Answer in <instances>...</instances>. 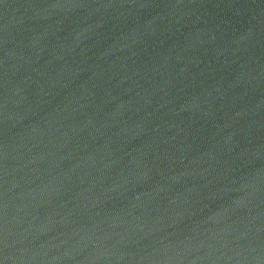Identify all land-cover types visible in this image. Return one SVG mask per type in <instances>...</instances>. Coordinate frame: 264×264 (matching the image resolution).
<instances>
[{"label": "water", "instance_id": "obj_1", "mask_svg": "<svg viewBox=\"0 0 264 264\" xmlns=\"http://www.w3.org/2000/svg\"><path fill=\"white\" fill-rule=\"evenodd\" d=\"M0 264H264V0H0Z\"/></svg>", "mask_w": 264, "mask_h": 264}]
</instances>
